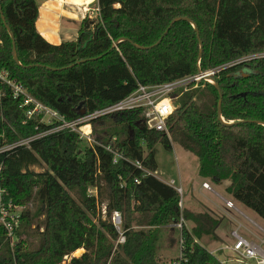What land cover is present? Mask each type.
Instances as JSON below:
<instances>
[{"label":"trees","instance_id":"16d2710c","mask_svg":"<svg viewBox=\"0 0 264 264\" xmlns=\"http://www.w3.org/2000/svg\"><path fill=\"white\" fill-rule=\"evenodd\" d=\"M0 5V73L23 91L0 81V183L5 201L23 208L13 246L0 225V264H63L79 250L69 264H162L153 232L181 218L194 227L180 230L175 264H223L199 243L219 239L221 220L180 208V194L156 176L157 146L172 151L176 143L196 156L201 177L230 181L226 192L264 220V58L242 61L264 54V0H98L99 16L88 14L77 41L60 45L38 33L36 0ZM199 66L222 67L218 87L201 82L179 96L167 121L171 140L146 127L140 108L91 120L93 146L27 115L33 105L25 94L73 121L123 100L139 83L164 84ZM107 147L127 160L114 163Z\"/></svg>","mask_w":264,"mask_h":264},{"label":"built area","instance_id":"2783aa9c","mask_svg":"<svg viewBox=\"0 0 264 264\" xmlns=\"http://www.w3.org/2000/svg\"><path fill=\"white\" fill-rule=\"evenodd\" d=\"M89 12V10L84 11L83 18L87 17ZM96 13L99 16V9H97ZM256 58H264V54L246 57L242 61ZM229 66H232V64ZM221 68L222 67L204 71L199 66L197 73L164 84L145 85L139 83L138 88L123 100L102 110L84 115L73 121L65 119V117L60 115L57 111L52 110L46 105L36 101L31 96L25 94V105H33V108L28 110L27 115L29 118L34 115H41L42 121L47 124L57 122L58 126L54 129L55 131L68 130L70 132L77 133L79 139L83 143L87 146H93L99 143L93 135L91 120L113 113L140 108L142 109L143 121L146 127L150 130L163 132L169 137V139H171L167 121L174 112L175 102L179 96L191 88L198 87L201 82L216 86L217 83L215 76ZM0 81L10 84L14 88L16 95L23 93L20 87L13 85L11 81L6 80L5 73H0ZM46 117H48V121L45 120ZM21 144H28V141H23ZM3 150L5 149L0 150V152ZM107 150L114 154V163H117L119 159L127 160L120 152H116L110 147H107ZM135 166L140 168L142 167L140 162H136ZM168 184L175 188L180 194L181 199L179 206L183 209L184 189L182 186H176L174 181H169ZM203 188L208 191H213L207 183L203 184ZM91 193H95V191L92 190ZM6 194V190L1 187L0 183V225L4 227L7 239L10 241L11 246H13L16 230H18L21 225V212L23 208L14 204L12 200L5 201ZM226 206L229 209H234L235 211L237 210L231 201H226ZM103 213L105 214V208L103 209ZM112 221L118 230H120L122 220L118 213L113 215ZM183 225H186V221L183 218H181V221L178 224H175V226L180 230L183 228ZM230 235L232 243L227 245L225 248L229 251L230 255L229 259L224 261V263L222 262L223 264H264V243L259 245L254 243L244 237L239 230L231 231ZM120 239V242H125V238L123 236H121ZM182 243L183 241L181 239V246Z\"/></svg>","mask_w":264,"mask_h":264},{"label":"rangeland","instance_id":"374dc122","mask_svg":"<svg viewBox=\"0 0 264 264\" xmlns=\"http://www.w3.org/2000/svg\"><path fill=\"white\" fill-rule=\"evenodd\" d=\"M85 1L86 0H79V2L81 4H84ZM87 1H89V0H87ZM90 6L94 7L95 3H94V5L91 4ZM77 13H78V15L80 17V21H81V19H82L81 15L82 14L79 12H77ZM93 14H94L93 15V17H94L96 15V13L94 12ZM96 17L97 16H95L94 18H96ZM69 27H72V26H69ZM63 31H65V30H63ZM73 40L75 41V39H72L71 41H73ZM68 41H70V40H68ZM45 120L48 121L49 120L48 117H46ZM83 146H86V144L84 143ZM157 150H158V152L156 155V161H157L158 168H159L157 171V174H156L157 177H160V178L167 180V181H174L176 186H180V181H181V179H180V167H181V169L187 171L186 173H184L185 178L187 176L189 178L190 174L192 175L193 173H195V175H196V170L199 167L198 158L196 156H194L193 154L186 152L178 144L173 143V150L172 151H167L162 145H158ZM32 170H34L35 172H43L46 170V166L44 165L43 167H33ZM202 183L203 182L201 181V179L196 181V184L193 187V194L189 193L190 191H188V184L186 183V181H184L183 184L181 183L183 188H184V199H183L184 209H185V207L193 208L194 207L193 203L199 202L198 199L205 202V204H207V206L211 207L214 211H216L217 214L214 211H212L211 208L207 209V206L205 208L202 205L200 207V209L204 213L209 212L217 218H218V216L220 217L219 219L221 220V224L216 231L224 239L229 234V242L227 244H231L232 239H231L230 233H231V230L233 227L232 226L233 222L230 223L229 218L222 211L225 208L224 202L220 199V197H218L217 194L214 195L213 194L214 192H212V191H204V192L200 193V188L202 187ZM213 189L215 190V192H219V190L216 186H213ZM221 195L223 198L227 199L226 193L221 192ZM29 207L33 211H35L38 206L36 203L33 202V203L29 204ZM218 207H220V210L217 209ZM236 208H237L236 214H235L236 216L239 215L243 219L244 222H247V220L245 221L246 217L243 215V214H245L251 219L252 222H255L262 229H264V223L262 221H260L259 219H257L253 214H251L249 211L244 209L242 206L237 205ZM226 210L229 212L231 211L229 209H226ZM43 219H44V217L42 216L40 218V220H43ZM186 226L188 227V229L190 228V224L187 221H186ZM35 227H36V225L33 226V229H35ZM256 230H257L258 234H260L258 229H256ZM22 238L28 241V245L32 244L34 246L37 244L36 240L33 237H30V236L26 237V235H23ZM153 238H154V244L157 247L158 259L162 264H175L176 260L182 257L181 244H180V242H181V231H180V229L175 228L173 230L172 226L171 227L158 228V229L154 230ZM120 240L121 239H119L116 244H118V243L122 244V242H120ZM16 241H17V239L14 240V244L16 243ZM220 242L221 241H219V240H213L211 238L208 239V237H206L201 241L200 244L202 246H204L205 248L209 249L210 251L214 252L213 250L221 247ZM228 252L225 251L224 254H227ZM83 253H84V250H79V251L75 252L72 256L66 257L63 264H69L72 257H79ZM214 254L218 259L223 260V258H225L223 253L214 252Z\"/></svg>","mask_w":264,"mask_h":264},{"label":"crops","instance_id":"0c3cea01","mask_svg":"<svg viewBox=\"0 0 264 264\" xmlns=\"http://www.w3.org/2000/svg\"><path fill=\"white\" fill-rule=\"evenodd\" d=\"M36 2L38 5V11H39L38 19L36 21V29H37L38 33L48 43H50L52 45H60L64 42H72L71 41L72 39H75V41H77L78 32H79V29L81 27V23L84 19L83 18L84 11L89 10L90 11L89 15L93 19H95L94 18L95 16H98V14L96 13L97 9H99L98 8V0H89V1L86 0L84 4H81L79 2V0H36ZM94 3H95L94 7L90 6L91 4L94 5ZM77 12L82 14L81 15V17H82L81 21H80V17H79ZM94 12L96 13V15L93 17ZM69 26H72V27H69ZM63 30H65V31H63ZM68 40H70V41H68ZM198 169H199V167L196 170V175H195V173H193L192 175L190 174L189 178H188V176L185 178L184 173H186L187 171L181 169V167H180V179H181L180 186H182L183 182L186 181V183L188 184V191H190L189 193H192V194H193V187L196 184V181L199 179H201V181L203 182L202 187L200 188V193H202L204 191H208V190L203 188L204 183L209 184L212 189H213V186H216L220 193L215 192L214 189L212 192H214L213 193L214 195L217 194L218 197H220V199L224 202L225 208L222 211H223V213H225L227 215V217L230 220V223L233 222V224H232L233 227H232L231 231L239 230V232L244 237L248 238L249 240L253 241L254 243H256L258 245L264 243V229H262L255 222H252L251 219L245 214H243V215L247 218V219L245 218V221L247 220V222H244L243 219L239 215H237V216L235 215L236 211L234 209H229L226 206V201H231V202H233L235 208L237 205L242 206L244 209L249 211L257 219H259L260 221H262L264 223V220L262 218H260L254 211L247 208L242 203L236 201L230 194H228L226 192V189H227V187H229L231 182L225 181L220 185L214 184L210 179L201 177L199 175ZM158 178L165 183L169 182V181L164 180L160 177H158ZM182 188H183V186H182ZM221 192H224L227 194V199L222 197ZM198 201L199 202L193 203V206H194L193 208L185 207V209H188V210L195 212V213H204V212H202L200 207L203 205L206 208L207 204H205V202H203L200 199H198ZM210 208L211 207L207 206V209H210ZM217 209L220 210V207H218ZM226 209H229L231 211L229 212ZM211 210L214 211L212 208H211ZM214 212L217 214L216 211H214ZM218 218H220V217L218 216ZM189 224H190L189 229L194 227V224L192 222H189ZM171 226H172L173 230L175 228H177L175 226V224H173ZM256 229H258L260 234H258ZM216 235L219 238L218 240L221 241L220 242L221 247H219L218 249L216 248L213 251L224 254L225 251H227L225 248L227 247V245H230V244H227L229 242V234L227 235V237L225 239L221 235H219L217 233V231H216ZM204 238H206V237H203L199 241V243H201V241ZM208 239H210V237H208ZM263 248H264V244H263ZM207 250L210 251L209 249H207ZM210 252L214 254V252H212V251H210ZM229 255H230V253L228 252L227 254H224L225 258H223V260L222 259H219V260L224 263V261L229 259Z\"/></svg>","mask_w":264,"mask_h":264},{"label":"water","instance_id":"95a60500","mask_svg":"<svg viewBox=\"0 0 264 264\" xmlns=\"http://www.w3.org/2000/svg\"><path fill=\"white\" fill-rule=\"evenodd\" d=\"M0 14H1V19L2 20H4V17H3V15H2V7H1V5H0ZM186 20H189V19H186ZM7 28H8V31L10 32V35H11V37L13 38L14 37V35H13V33L10 31V29H9V27L8 26H6ZM194 28L197 30V27H196V25H194ZM167 33V32H166ZM200 43H202L201 42V40H200ZM202 45V44H201ZM13 49H14V58H15V60L16 61H18V57H17V54H16V46H15V43L13 42ZM200 58H201V54H200ZM216 87H218V84H216ZM220 91V90H219ZM220 98L222 99V95L220 94ZM218 113H219V117H220V120L223 122V123H225L226 124V122L224 121V119L222 118V116H221V104L219 105V109H218ZM85 114V110H82L81 111V115H84ZM234 122H232V123H230L229 125H231V124H233Z\"/></svg>","mask_w":264,"mask_h":264}]
</instances>
